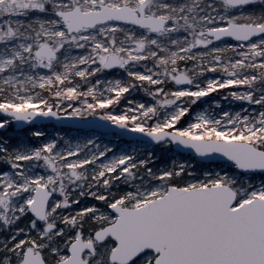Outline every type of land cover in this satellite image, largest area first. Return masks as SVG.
<instances>
[{
    "label": "snow or ice",
    "instance_id": "1",
    "mask_svg": "<svg viewBox=\"0 0 264 264\" xmlns=\"http://www.w3.org/2000/svg\"><path fill=\"white\" fill-rule=\"evenodd\" d=\"M0 264H264V0H0Z\"/></svg>",
    "mask_w": 264,
    "mask_h": 264
},
{
    "label": "water",
    "instance_id": "2",
    "mask_svg": "<svg viewBox=\"0 0 264 264\" xmlns=\"http://www.w3.org/2000/svg\"><path fill=\"white\" fill-rule=\"evenodd\" d=\"M45 123H46V121H45ZM58 126L59 127H71L73 129L76 127H83L82 125H70L67 121L58 123Z\"/></svg>",
    "mask_w": 264,
    "mask_h": 264
},
{
    "label": "rangeland",
    "instance_id": "3",
    "mask_svg": "<svg viewBox=\"0 0 264 264\" xmlns=\"http://www.w3.org/2000/svg\"><path fill=\"white\" fill-rule=\"evenodd\" d=\"M71 134L72 135H77V133L75 131H72Z\"/></svg>",
    "mask_w": 264,
    "mask_h": 264
}]
</instances>
